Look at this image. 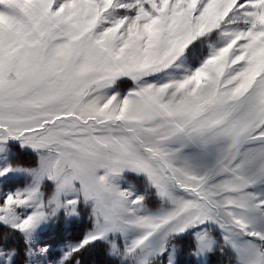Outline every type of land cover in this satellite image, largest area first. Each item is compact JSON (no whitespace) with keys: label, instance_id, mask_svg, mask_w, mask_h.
Instances as JSON below:
<instances>
[{"label":"snow or ice","instance_id":"snow-or-ice-1","mask_svg":"<svg viewBox=\"0 0 264 264\" xmlns=\"http://www.w3.org/2000/svg\"><path fill=\"white\" fill-rule=\"evenodd\" d=\"M0 234V264H264V0H0Z\"/></svg>","mask_w":264,"mask_h":264},{"label":"rangeland","instance_id":"rangeland-1","mask_svg":"<svg viewBox=\"0 0 264 264\" xmlns=\"http://www.w3.org/2000/svg\"><path fill=\"white\" fill-rule=\"evenodd\" d=\"M129 85H123L122 88H127ZM19 161L27 166L34 163V156L31 153L18 152ZM136 183L135 181H130ZM139 186V185H137ZM88 227L86 214L82 213L79 220H66L61 217L58 222L54 223L50 228L46 229L42 234V243L50 246L49 259L55 260L61 253L65 243H74L80 239ZM3 240V235L0 234V241ZM8 244L10 247H18L21 253L24 251V244L18 236L9 234ZM180 249L179 261L180 264H196V262L188 255L190 240L177 241ZM84 264H114L111 258L105 254V249L102 247L96 248L93 252L85 254L83 257ZM227 258L220 257L219 254L212 255L207 258V264H226Z\"/></svg>","mask_w":264,"mask_h":264}]
</instances>
